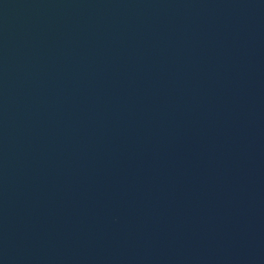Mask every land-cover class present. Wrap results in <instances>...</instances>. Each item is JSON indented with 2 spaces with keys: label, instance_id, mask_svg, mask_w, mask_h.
Instances as JSON below:
<instances>
[{
  "label": "water",
  "instance_id": "95a60500",
  "mask_svg": "<svg viewBox=\"0 0 264 264\" xmlns=\"http://www.w3.org/2000/svg\"><path fill=\"white\" fill-rule=\"evenodd\" d=\"M0 264H264V0H0Z\"/></svg>",
  "mask_w": 264,
  "mask_h": 264
}]
</instances>
